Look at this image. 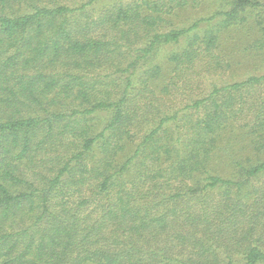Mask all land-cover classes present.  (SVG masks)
Listing matches in <instances>:
<instances>
[{
  "label": "trees",
  "instance_id": "1",
  "mask_svg": "<svg viewBox=\"0 0 264 264\" xmlns=\"http://www.w3.org/2000/svg\"><path fill=\"white\" fill-rule=\"evenodd\" d=\"M196 1L0 0V264H264V0Z\"/></svg>",
  "mask_w": 264,
  "mask_h": 264
},
{
  "label": "rangeland",
  "instance_id": "2",
  "mask_svg": "<svg viewBox=\"0 0 264 264\" xmlns=\"http://www.w3.org/2000/svg\"><path fill=\"white\" fill-rule=\"evenodd\" d=\"M211 1L212 0H205V3L204 1L203 2L196 1L195 3L196 5H194V8L184 12L181 18H183V20H185V23L187 24L190 21L199 20L201 18L209 16L214 11V6L211 4L212 3ZM229 35L231 34H228L227 36ZM237 66H239V64ZM238 72L242 74L243 70L241 69Z\"/></svg>",
  "mask_w": 264,
  "mask_h": 264
}]
</instances>
